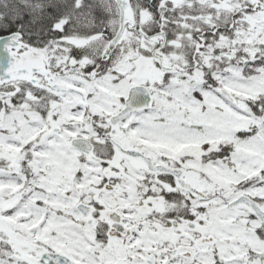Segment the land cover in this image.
Wrapping results in <instances>:
<instances>
[{
	"label": "snow or ice",
	"instance_id": "6c2138e0",
	"mask_svg": "<svg viewBox=\"0 0 264 264\" xmlns=\"http://www.w3.org/2000/svg\"><path fill=\"white\" fill-rule=\"evenodd\" d=\"M0 264H264V0H0Z\"/></svg>",
	"mask_w": 264,
	"mask_h": 264
}]
</instances>
